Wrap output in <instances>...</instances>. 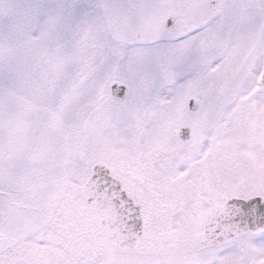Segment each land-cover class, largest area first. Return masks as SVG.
<instances>
[{"label": "snow or ice", "instance_id": "1", "mask_svg": "<svg viewBox=\"0 0 264 264\" xmlns=\"http://www.w3.org/2000/svg\"><path fill=\"white\" fill-rule=\"evenodd\" d=\"M0 264H264V0H0Z\"/></svg>", "mask_w": 264, "mask_h": 264}]
</instances>
